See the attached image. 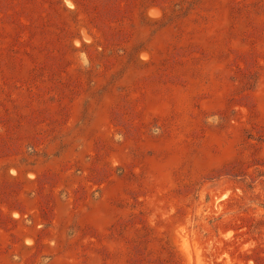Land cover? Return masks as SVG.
I'll list each match as a JSON object with an SVG mask.
<instances>
[{
	"label": "rangeland",
	"instance_id": "rangeland-1",
	"mask_svg": "<svg viewBox=\"0 0 264 264\" xmlns=\"http://www.w3.org/2000/svg\"><path fill=\"white\" fill-rule=\"evenodd\" d=\"M74 2L0 0V264H264V0Z\"/></svg>",
	"mask_w": 264,
	"mask_h": 264
},
{
	"label": "trees",
	"instance_id": "trees-1",
	"mask_svg": "<svg viewBox=\"0 0 264 264\" xmlns=\"http://www.w3.org/2000/svg\"><path fill=\"white\" fill-rule=\"evenodd\" d=\"M72 2L74 3V5L78 6L77 3L74 2V0H72ZM253 175V174H252ZM255 176V175H254ZM264 208V207H263Z\"/></svg>",
	"mask_w": 264,
	"mask_h": 264
}]
</instances>
